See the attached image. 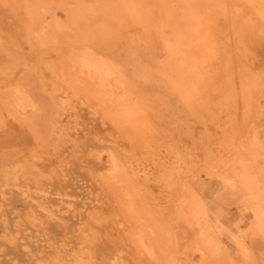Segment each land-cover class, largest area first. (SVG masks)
<instances>
[{"label":"rangeland","instance_id":"obj_1","mask_svg":"<svg viewBox=\"0 0 264 264\" xmlns=\"http://www.w3.org/2000/svg\"><path fill=\"white\" fill-rule=\"evenodd\" d=\"M244 1L193 4L191 13L203 18L218 7L220 20L181 33L182 0H0V239L21 242L17 249L0 244V264H36L48 250L43 245L74 246L73 236L94 221L106 232L98 237L107 243L101 257L109 255L99 264H264V50L241 49L238 23L247 17L259 24ZM257 23L264 40V24ZM70 52L113 72L89 86L87 73L70 61L81 55ZM72 69L135 115L125 122L86 90L72 94L64 83ZM179 73L191 84L173 94ZM252 82L254 116L243 109ZM236 152L247 156L242 163ZM74 248L79 252L62 250V264H77Z\"/></svg>","mask_w":264,"mask_h":264},{"label":"bare ground","instance_id":"obj_2","mask_svg":"<svg viewBox=\"0 0 264 264\" xmlns=\"http://www.w3.org/2000/svg\"><path fill=\"white\" fill-rule=\"evenodd\" d=\"M207 1H211V0H182V2H181V6H182V11H183V13L185 14L181 19H185L186 20V24H184V22H182V23H180L181 25H180V28H185V29H183V31L181 32V33H183V32H185V30H186V26H188L189 24V28H195L194 29V31H200V30H202V28H204L205 26H206V23H207V21L206 20H208L210 23L211 22H214L215 20L216 21H219L220 20V16H221V14H220V12L218 11V7H217V9H215V10H213L212 12H210V14L209 15H204L205 16V18H203V15H200L199 13H197V12H194L193 13V10H192V13H191V9H190V7L193 5V4H196V3H198V4H200V3H202V2H207ZM214 1V0H213ZM217 2V1H216ZM222 2V1H221ZM244 3L245 4H247V12L248 13H252V12H255L256 14H257V20H258V22H259V24L257 23V22H255V24L257 23L259 26L263 23L264 24V0H245L244 1ZM205 3H203V5H204ZM209 5H208V7L210 6V3H208ZM214 4V3H213ZM212 4V5H213ZM216 4H214V6H215ZM245 6V5H244ZM222 7V6H221ZM193 8H194V6H193ZM239 8V7H238ZM66 9V8H65ZM195 9H196V7H195ZM204 9H205V7H204ZM68 10V9H67ZM239 10V9H238ZM244 10H245V8H244ZM243 10V11H244ZM221 12L223 11V10H220ZM233 11V10H232ZM219 12V13H218ZM225 13H226V11H225ZM224 15H226V14H224ZM242 15V14H241ZM249 16L250 15H248V18H249ZM223 17V16H222ZM236 17V16H235ZM244 17V16H243ZM251 17V16H250ZM73 18V17H72ZM227 18V17H226ZM229 18V17H228ZM228 18H227V20H228ZM74 19H75V17H74ZM74 19H72L73 21H74ZM219 19V20H218ZM231 19V18H230ZM229 19V20H230ZM72 20H70V21H72ZM76 20V19H75ZM228 20V21H229ZM205 21V22H204ZM224 21H226V19L224 20ZM241 21V20H240ZM255 21V20H254ZM189 22V23H188ZM227 22V21H226ZM232 23H233V20L231 21ZM243 22V23H242ZM242 22L240 23H238L239 25H241L242 24V29H239L237 26V30H240L239 31V33L238 32H235V33H237L236 35H238V34H240V35H242L241 37H243V40H244V42H246V43H244V46H242L241 47V49H242V51H245V53L246 52H250V54L251 53H254V54H258V53H260L259 52V50H264V40H263V37H261L260 36V34L258 35L257 33L259 32V30H258V32L256 31H254L255 29L253 28V25H255V24H251L250 22H252L250 19L248 20L247 19V17H246V19L243 21V19H242ZM72 23V22H71ZM74 23H76V22H74ZM215 23V22H214ZM221 23V22H220ZM219 23V24H220ZM235 23V22H234ZM233 23V24H234ZM252 23H254V22H252ZM222 24V23H221ZM224 24H227V23H223L222 25H223V28L224 27H226V26H228L229 24H227L226 26H224ZM69 25V24H68ZM73 25V24H72ZM209 25H211V24H209ZM208 25V29H209V26ZM37 26V25H36ZM204 26V27H203ZM217 26V25H216ZM219 26V25H218ZM217 26V27H218ZM230 26V25H229ZM244 26L246 27V28H248L249 29V31H251V34L250 33H248V31L247 30H245L246 28H244ZM74 27V26H73ZM231 27V26H230ZM229 27V28H230ZM234 27V26H233ZM240 27V26H239ZM261 27H262V25H261ZM264 27V26H263ZM220 28V27H219ZM244 28V29H243ZM58 29V28H57ZM226 30H228L227 28H225ZM258 29H259V27H258ZM262 28H260V30H261ZM212 30V29H211ZM210 30V31H211ZM220 30H221V28H220ZM219 30V31H220ZM223 30V29H222ZM237 30H235V31H237ZM263 31H264V29H262ZM261 30V31H262ZM68 31V30H67ZM157 31H159V30H157ZM216 31V30H215ZM263 31H262V33H263ZM36 32V30L35 29H33L32 30V38H35L36 39V37H35V35L37 34V33H35ZM48 32V31H47ZM46 32V33H47ZM59 32V31H58ZM166 32V31H165ZM226 32H228V31H226ZM230 33V32H229ZM244 33H246V34H244ZM38 34H42V33H38ZM104 34V33H103ZM169 33H167V35H168ZM53 35V34H52ZM225 35V34H224ZM223 35V36H224ZM226 35H227V33H226ZM235 35V34H234ZM235 35V36H236ZM239 35V36H240ZM249 35H251L248 39H246L245 38V36H249ZM263 35V34H262ZM43 36V35H42ZM49 36H51V35H49ZM49 36H46V38L45 39H43V40H48L47 39V37H49ZM182 35H179V38L181 37ZM7 37V36H6ZM38 37V36H37ZM229 36L227 35V38H228ZM237 37V36H236ZM235 37V38H236ZM241 37H239V39H241ZM39 38H41V37H39ZM39 38H37V39H39ZM43 38V37H42ZM41 38V39H42ZM49 38H51V37H49ZM53 38V37H52ZM158 38H160V39H164L165 41L167 40V39H165V37H164V35H162V32H158ZM168 38V37H167ZM171 38H173V36L171 37ZM212 38V37H211ZM225 38V37H224ZM238 38V37H237ZM245 38V39H244ZM169 39H170V37H169ZM174 39V38H173ZM172 39V40H173ZM175 39H176V35H175ZM213 39V38H212ZM52 40H54V39H52ZM52 40H48V41H52ZM172 40H170V42H172ZM227 40V39H226ZM238 40V39H237ZM242 40V41H243ZM39 41V40H38ZM41 41V40H40ZM56 40H54L53 42H55ZM168 41V40H167ZM175 41V40H174ZM176 41H177V39H176ZM232 41H233V39H232ZM234 41H236V40H234ZM239 41V40H238ZM44 42V41H43ZM185 42V41H184ZM222 42V41H221ZM223 42H224V40H223ZM226 42H228V41H226ZM230 42H231V40H230ZM237 42V41H236ZM240 42V41H239ZM36 43H37V41H36ZM40 43V42H39ZM42 43V42H41ZM181 43V42H180ZM225 43V42H224ZM241 43H243V42H241ZM169 44V43H168ZM171 44V43H170ZM150 45V44H149ZM203 45V44H202ZM232 45V44H231ZM236 45V44H235ZM235 45H233V46H231L232 48L234 47L235 48ZM160 46H161V44H160ZM168 46V45H167ZM170 46V45H169ZM168 46V47H169ZM173 46V45H172ZM199 47H201V46H199ZM198 47V48H199ZM219 47V46H218ZM217 47V48H218ZM228 47H230V46H228ZM160 48V47H159ZM206 48V47H205ZM238 48V47H237ZM236 48V49H237ZM240 48V47H239ZM167 49V48H166ZM216 49V48H215ZM219 49V48H218ZM253 49H255L256 51H252ZM62 50H64L63 48H62ZM178 50V49H177ZM182 50H184V49H182ZM224 50V49H223ZM229 50V49H228ZM234 50V49H233ZM222 51V50H221ZM236 51V50H235ZM239 51V50H238ZM2 52V51H1ZM4 52V51H3ZM220 52V51H219ZM228 52V51H227ZM227 52H225V53H227ZM229 52H231V51H229ZM258 52V53H257ZM183 53H184V51H183ZM235 53H237V52H235ZM240 52H238V54H239ZM244 53V54H245ZM249 54V55H250ZM254 54H252V55H254ZM69 55H71V56H77V55H74V53L72 54V52H70V54ZM68 55V56H69ZM81 55V57H79V58H72L71 56H70V58H72L70 61H72V60H74V61H72L73 62V64H72V66H74V68H76L78 71L79 70H81L82 72H77L78 74H82V73H87L86 75H88L89 77H87V78H85V80H87L88 78V80H87V82L89 83V86L90 85H93V83H98V82H95V81H97V79L99 78V79H102L103 81L104 80H106L105 79V76H108V75H110V74H112V70H111V68L106 64V63H104V62H98V63H95V62H93V61H91V59L90 60H88V56L86 55V54H84V53H78V56H80ZM234 55V54H233ZM233 55H232V57H233ZM246 55V54H245ZM245 55H243L242 56V54H241V56L242 57H246ZM258 55H260V54H258ZM77 56V57H78ZM191 56H193V55H191ZM227 56V55H226ZM262 56V55H261ZM231 57V56H230ZM236 57V56H235ZM235 57H233V59L235 58ZM238 57H240V55L238 56ZM254 57V56H253ZM252 57V58H253ZM256 57V56H255ZM213 58V57H212ZM221 58V57H220ZM219 58V59H220ZM257 58V57H256ZM259 58V57H258ZM226 59V58H225ZM231 60V63H232V61H233V64L234 63H236V62H238L237 60H236V62H234V60ZM92 60H94L93 58H92ZM194 60H195V57H194ZM246 60H248V59H246ZM67 61V60H66ZM69 61V60H68ZM70 61H69V63H70ZM89 61V62H88ZM240 61V60H239ZM251 61V60H250ZM256 61V60H255ZM263 61V60H262ZM221 62H222V60H221ZM229 62V61H228ZM243 62V61H242ZM246 62V61H245ZM253 62V61H252ZM260 62V61H259ZM94 63V64H93ZM241 63V62H240ZM247 63V62H246ZM217 64V63H216ZM221 64V63H220ZM219 64V65H220ZM228 64V63H227ZM250 64V63H249ZM259 64V63H258ZM65 65H67V63L65 64ZM160 65V64H159ZM222 65V64H221ZM229 65V64H228ZM241 65V64H240ZM68 67L66 68V70H65V73H67L68 71H70V69H69V67L71 68V65L69 66V65H67ZM161 66V65H160ZM230 66H231V64H230ZM243 66V65H242ZM244 66H245V64H244ZM191 67V66H190ZM251 67V66H250ZM249 67V68H250ZM73 68V69H74ZM110 68V69H109ZM160 68V67H159ZM221 68V67H220ZM239 68V67H238ZM244 68V67H243ZM245 68H246V66H245ZM73 69H72V73H73V76H71V74H69V77H68V83H66V82H64V81H60V82H64L65 84H66V88L68 89V90H70L71 91V93L72 94H77L78 92H79V90L80 89H84V90H86L88 93H90V94H92V95H94L100 102H101V104L105 107V108H110V109H112L114 112H113V114L114 115H116V116H118V117H122L124 120H125V122H126V120L127 119H129V118H131L132 116H134L135 114H133L132 112H128V111H125L124 110V108H122L121 106H122V104H120V102L119 101H117L116 99H113L112 97L111 98H109L108 96H106V95H104L103 94V92L102 91H100V92H102V94L100 93V92H98V90L96 91V89L95 90H93L91 87H89V86H87L84 82L82 83L81 82V78H78V75H76V73H74L76 70H74L73 71ZM161 69H162V67H161ZM165 69V68H164ZM191 69V68H190ZM227 69V68H226ZM251 69V68H250ZM257 69V68H256ZM158 70V69H157ZM169 70V69H168ZM239 70V69H238ZM241 70V69H240ZM252 70V69H251ZM159 71V70H158ZM157 71V72H158ZM229 71V70H228ZM253 71V70H252ZM251 71V72H252ZM154 72V71H153ZM163 72H164V70H163ZM189 72V71H188ZM231 72V71H230ZM250 72V71H249ZM166 73H167V71H166ZM171 73V72H170ZM190 74L191 73H193V71L192 72H189ZM253 73V72H252ZM106 74H108V75H106ZM169 74V73H168ZM246 74V73H245ZM185 75V76H184ZM187 74H185V73H179V74H177L176 75V79H180L179 81H175L174 82V85L172 86V87H170V90H171V88H172V90H171V92L174 94V93H176V91H178L179 93H182L183 92V89H185L186 88V86H188V84L190 85L191 84V81H190V79L189 78H187V77H189V76H186ZM235 75V74H234ZM247 75V74H246ZM249 75H251V74H249ZM253 75H255V74H253ZM261 75V74H260ZM263 75H264V73H263ZM194 76V75H193ZM242 77H243V75H241ZM80 77V76H79ZM192 77V75L190 76V78ZM249 77V76H248ZM64 78V77H63ZM116 79L118 78V76L117 77H115ZM182 78V79H181ZM183 78H187L186 79V81L184 80L183 81ZM244 78V77H243ZM245 78H247V76L245 77ZM251 78H253V77H251ZM258 77L256 76V82H257V84H261V83H259L258 81L259 80H261V79H257ZM174 79V78H173ZM91 80H92V82L93 83H91ZM171 80V79H170ZM188 80V81H187ZM212 80V79H211ZM262 80L264 81V79H263V77H262ZM72 81V83H70ZM116 81H118V80H116ZM190 81V82H189ZM223 81V80H222ZM252 81H254V79L252 80ZM108 82V81H107ZM171 82V81H170ZM213 82V81H212ZM64 83L62 84V88L64 87L63 85H64ZM109 83V82H108ZM218 83V82H217ZM263 84H264V82H262ZM104 84V83H103ZM113 84V83H112ZM211 84V83H210ZM121 85V84H120ZM222 85V84H221ZM252 85V86H251ZM251 85H249V87H250V92L248 91V99H245L244 100V105H245V108H243V109H245V111L244 112H246L247 114L246 115H249L248 113H257V111H258V107L256 106V99H255V97L257 96H255V88L257 87V86H255V82H252L251 83ZM254 85V86H253ZM60 86H61V84H60ZM95 86V85H94ZM212 86H214V85H212ZM262 86V85H261ZM113 87V86H112ZM123 87V86H122ZM228 87V86H227ZM251 87H252V89H251ZM263 87H264V85H263ZM99 88V87H98ZM124 88V87H123ZM122 88V89H123ZM179 88V89H178ZM215 88V87H214ZM259 88V87H258ZM64 89H65V87H64ZM212 89V88H211ZM257 89V88H256ZM104 90V89H103ZM106 90V89H105ZM216 90V89H215ZM263 90H264V88H263ZM219 91V90H218ZM258 91V90H257ZM256 91V92H257ZM214 92V91H213ZM262 92V91H261ZM120 93V92H119ZM123 93V92H122ZM216 93V92H215ZM262 94H264L263 92H262ZM211 95V94H210ZM261 96V95H260ZM264 97V96H263ZM89 99V98H88ZM264 99V98H263ZM17 105H18V107H24V103H23V101L21 100H19V103H17ZM21 108V109H22ZM260 109V108H259ZM241 114V113H240ZM239 114V115H240ZM252 116V115H251ZM253 116H254V114H253ZM122 118H120V119H117L116 120V123H118V122H120L121 121V119ZM243 118H245V117H243ZM244 122V121H243ZM3 123V122H2ZM24 123V122H23ZM251 123V122H250ZM248 124V123H247ZM144 125V124H143ZM243 125V124H242ZM34 126V125H33ZM117 127H119L118 125H116ZM139 127H141V125L139 124V125H134L133 127H132V129H127L126 131H133V129H135L136 130V128L138 129ZM243 127V126H242ZM246 128V127H245ZM234 129V128H233ZM35 130V129H34ZM86 130V129H85ZM109 131V130H108ZM16 132V131H15ZM133 132H135V131H133ZM132 132V133H133ZM5 134V133H4ZM9 135V134H8ZM69 135V134H68ZM133 135V134H132ZM12 137V136H11ZM132 137H134V136H132ZM238 137V136H237ZM131 138V137H130ZM129 138V139H130ZM32 139H33V137H32ZM140 139V138H139ZM130 141V140H129ZM9 142H10V140H9ZM34 143V142H33ZM139 143H140V141H139ZM132 144V143H131ZM14 145V144H13ZM138 145V144H137ZM136 145V146H137ZM4 146V145H3ZM10 146V145H9ZM227 146V145H226ZM240 146V145H239ZM4 147H6V146H4ZM133 147V146H132ZM138 147V146H137ZM143 147V146H142ZM244 147V146H243ZM253 147V146H252ZM255 148V147H254ZM9 149V148H8ZM210 149V148H209ZM235 149H237L236 147H235ZM26 150V149H25ZM200 150V149H199ZM204 150V149H203ZM230 150V149H229ZM239 150V149H238ZM242 150V149H241ZM19 151V150H18ZM51 151V150H50ZM79 151V150H78ZM134 151V150H133ZM141 151V150H140ZM209 151V150H208ZM221 151V150H220ZM255 151V150H254ZM14 152V151H13ZM219 152V151H218ZM228 152V151H227ZM238 152V151H237ZM236 152V153H237ZM257 152V151H256ZM255 152V153H256ZM78 153V152H77ZM231 153H233L232 151H231ZM241 153V152H240ZM239 153V154H240ZM245 153V152H244ZM251 153V152H250ZM87 154V153H86ZM210 154V153H209ZM238 153H237V155H239ZM257 155H261L259 152L258 153H256ZM48 155V154H47ZM226 155H228V153L227 154H225V155H223V157H225ZM231 155V154H230ZM241 155V154H240ZM239 155V156H240ZM251 156H253L252 155V153L250 154ZM248 157L249 159H250V162H251V158L252 157ZM19 157V156H18ZM207 157V156H206ZM238 157V156H237ZM237 157H235V159L237 158ZM247 157V156H246ZM246 157L244 156H240V160H238V161H240L241 163H242V161L244 160V159H246ZM77 158V157H76ZM214 158V157H213ZM226 158V157H225ZM255 158V157H254ZM44 159H45V155H44ZM204 159V158H203ZM227 159V158H226ZM264 159V158H263ZM211 160H212V158H211ZM255 160V159H254ZM79 161V160H78ZM210 160H208L207 162H209ZM213 161V160H212ZM220 161H222V159L220 158V160L218 161V162H220ZM236 161H237V159H236ZM248 161V160H247ZM257 161V160H256ZM45 162V161H44ZM88 162V161H87ZM218 162H214V163H218ZM223 162V161H222ZM221 162V164H223ZM227 162V161H226ZM233 162V161H232ZM239 162V163H240ZM20 163V162H19ZM27 163V162H26ZM49 163V162H48ZM213 163V164H214ZM254 163V162H253ZM253 163H250V166H251V164L253 165ZM216 164H214L212 167H214V168H217V169H220L222 166H216ZM231 164V163H230ZM235 164H236V162H235ZM244 164H245V162H244ZM244 164H242L241 165V168H242V166L244 165ZM256 164V163H255ZM3 165V164H2ZM173 165V164H172ZM233 165H234V163H233ZM240 165V164H239ZM21 166V165H20ZM81 166V165H80ZM235 166V165H234ZM233 166V167H234ZM249 166V165H248ZM168 167V166H167ZM172 167V166H171ZM245 168L247 167V166H244ZM252 167V166H251ZM12 168V167H11ZM176 168V167H175ZM214 168H212L213 170H214ZM239 168V167H238ZM166 169V168H165ZM235 169V168H234ZM243 169V168H242ZM253 169V168H252ZM259 169V168H258ZM75 170V169H74ZM95 170V169H94ZM170 170V169H169ZM173 170V169H172ZM237 170V169H236ZM6 171V170H5ZM38 171V170H37ZM114 171H115V169H114ZM240 171V170H239ZM242 171V170H241ZM240 171V172H241ZM244 171V170H243ZM243 171H242V174H244L243 173ZM18 172V171H17ZM20 172H21V170H20ZM61 172V171H60ZM29 173V172H28ZM34 173V172H33ZM54 173V172H53ZM239 173V172H238ZM252 173V172H251ZM50 174V173H49ZM56 174V173H55ZM96 174V173H95ZM242 174H240V175H242ZM249 174V173H248ZM31 175V174H30ZM39 175V174H38ZM172 175V174H171ZM61 176V175H60ZM165 176V175H164ZM96 177V176H95ZM161 177V176H160ZM176 177V176H175ZM246 177V176H245ZM254 177V176H253ZM27 178V177H26ZM57 178V177H56ZM171 178V177H170ZM244 178V177H243ZM255 178V177H254ZM259 178V177H258ZM45 179H46V177H45ZM44 179V180H45ZM53 179V178H52ZM86 179V178H85ZM99 179L101 180V178H100V176H99ZM168 179V178H167ZM240 179V178H239ZM59 180V179H58ZM240 180H242V179H240ZM263 180V179H262ZM69 181V180H68ZM76 181V180H75ZM247 181V180H246ZM255 181V180H254ZM261 181V180H260ZM42 182V181H41ZM57 182V181H56ZM60 182V181H59ZM58 182V183H59ZM85 182V181H84ZM102 182V181H101ZM255 182H257V181H255ZM254 182V183H255ZM35 183V182H34ZM43 183H44V181H43ZM43 183H42V185H43ZM263 183V182H262ZM95 184V183H94ZM93 184V185H94ZM99 184H100V181H99ZM169 184V183H168ZM242 184H244V183H242ZM251 184H253V182L251 183ZM250 184V185H251ZM33 185V184H32ZM68 185V184H67ZM254 185V184H253ZM252 185V186H253ZM256 185V184H255ZM254 185V186H255ZM263 185V184H262ZM9 186V185H8ZM12 186V185H11ZM113 186V185H112ZM167 186H169V185H167ZM257 186V185H256ZM40 187H42V186H40ZM59 187H60V185H59ZM43 188V187H42ZM62 188V187H61ZM92 188V187H91ZM110 188H112L111 187V185H110ZM51 189V188H50ZM257 189H258V187H257ZM39 190H41V189H39ZM64 191V190H63ZM69 191V190H68ZM116 191V190H115ZM56 192V191H55ZM83 192V191H82ZM112 193V192H111ZM113 193H114V191H113ZM120 193V192H119ZM150 193V192H149ZM49 194V193H48ZM65 194V193H64ZM32 195V194H31ZM46 195V194H45ZM111 195V194H110ZM120 195V194H119ZM260 195V194H259ZM123 196V195H122ZM18 197V196H17ZM117 197V196H116ZM120 197V196H119ZM138 198V197H137ZM15 199V198H14ZM17 199V198H16ZM47 199V198H46ZM115 199V198H114ZM140 199V198H139ZM38 200V199H37ZM48 200V199H47ZM36 201V200H35ZM44 201V200H43ZM117 201H119V200H117ZM141 201V200H140ZM7 202V201H6ZM5 202V203H6ZM43 203V202H42ZM107 203V202H106ZM141 203V202H140ZM25 204V203H24ZM49 204V203H48ZM78 204V203H77ZM114 204H115V202H114ZM118 205V204H117ZM123 205V204H122ZM146 205V204H145ZM116 206V205H115ZM138 206L139 207H141L142 205H139V203H138ZM96 207V206H95ZM100 207V206H99ZM104 207V206H103ZM49 208V207H48ZM93 208V207H92ZM112 208V207H111ZM146 208H148V207H146ZM146 208H144V209H146ZM96 209V208H95ZM114 209V208H113ZM116 209V208H115ZM139 209H143V208H139ZM78 210V209H77ZM85 210V209H84ZM23 211V210H22ZM29 211V210H28ZM92 211V210H91ZM99 211V210H98ZM113 211H115V210H113ZM103 212V211H102ZM118 212H121V211H118ZM129 212V213H128ZM25 213V212H24ZM53 213V212H52ZM60 213V212H59ZM87 213V212H86ZM96 213V212H95ZM109 213V212H108ZM112 213V212H111ZM114 213V212H113ZM117 213V212H116ZM125 215H126V213H128L129 214V217L130 216H133V217H131L132 219L134 218V214H132L133 213V210L132 209H126V213L125 212H123ZM10 214H11V212H10ZM97 214V213H96ZM117 214H119V213H117ZM41 215V214H40ZM44 215V214H43ZM54 215H56V214H54ZM85 215V214H84ZM101 215V214H100ZM116 215V214H115ZM11 216V215H10ZM28 216V215H27ZM32 216V215H31ZM118 216V215H117ZM120 216V215H119ZM1 217V216H0ZM35 217V216H34ZM37 217V216H36ZM52 217V216H51ZM94 217V216H93ZM96 217V216H95ZM98 217V216H97ZM96 217V218H97ZM108 217V216H107ZM167 217V216H166ZM4 218V217H3ZM95 218V219H96ZM104 218V217H103ZM111 218V217H110ZM120 218H121V216H120ZM127 218V219H126ZM126 220L125 221H129V219L130 218H128V216H126ZM64 219V218H63ZM81 219V218H80ZM91 218H89V220H90ZM115 219V218H114ZM114 219H112V220H114ZM132 219H130V220H132ZM9 220V219H8ZM53 220V219H52ZM59 220V219H58ZM62 220V219H61ZM83 220V219H82ZM92 221H94L93 219H91ZM98 220V219H97ZM106 220V219H105ZM119 220V219H118ZM136 220H138V219H136ZM136 220H135V222L133 223V224H136ZM43 221V220H42ZM88 220H86V222H87ZM91 221V222H92ZM120 221H121V219H120ZM124 221V220H123ZM127 221V222H128ZM62 222V221H61ZM95 223H96V221H94ZM155 222V221H154ZM57 223H58V221H57ZM94 223V224H95ZM107 223V222H106ZM115 223V222H114ZM130 223H132V222H130ZM84 224H85V222H84ZM90 223H88V226H86V225H84V226H82L79 230H78V234H77V236H73V238L76 240V242L74 243L72 240H74V239H71V240H68V241H72L73 243H74V246H70V245H67L68 244V242H67V244H62V246H61V244H59V246L56 244V243H53V244H51V245H49V246H46V245H43L42 247L43 248H45V249H47L48 248V250L44 253V254H41V255H39L37 258H35V261H36V264H62V262H61V252H62V250L64 249V250H66L68 253H69V250L72 248V247H76V246H78L80 249H79V252L74 248V251H77L78 253H76V255H75V252H74V260H76V262H77V264H80V263H82V264H99V261H100V263H101V261L102 262H104V260H105V258H103L105 255H106V253H105V255L103 256V257H101L102 255H101V252L103 253V248H105V245H107V243H105V239H104V237H103V239H104V242H103V240H102V243L101 244H99L100 242H101V240L99 241L98 240V237L101 239V236H102V234L103 235H105L104 233H106V232H102V228L100 227V226H96V224H95V226H94V224L93 225H89ZM138 224V223H137ZM37 225V224H36ZM82 225V224H81ZM104 225V224H103ZM126 225V224H125ZM140 225H141V223H140ZM57 226V225H56ZM59 226V225H58ZM68 226V225H67ZM76 226V225H75ZM78 226V225H77ZM102 226V225H101ZM110 226H111V223H110ZM114 227V226H113ZM54 228V227H53ZM69 228V227H68ZM125 228V227H124ZM137 228V227H136ZM36 229V228H35ZM40 229H42V228H39V230ZM44 229V228H43ZM108 229V228H107ZM138 229V228H137ZM143 229V228H142ZM44 230H46V228L44 229ZM57 230H59V229H57ZM63 230V229H62ZM104 230H105V228H104ZM121 230H122V228H121ZM12 231H14V230H12ZM28 231V230H27ZM51 231V230H50ZM49 231V232H50ZM75 231H77V230H75ZM30 232V231H29ZM32 232V231H31ZM54 232V231H53ZM55 233V232H54ZM100 233H102L101 234V236L99 235ZM41 234H42V232H41ZM139 234V233H138ZM53 235V234H52ZM60 235H62V234H60ZM71 235V234H70ZM74 235V234H73ZM76 235V234H75ZM107 235V237H108V234H106ZM133 236V235H132ZM20 237V236H19ZM48 237V236H47ZM53 237V236H52ZM65 237V236H64ZM106 237V236H105ZM106 237V238H107ZM113 237V236H112ZM24 238V237H23ZM31 238H32V236H31ZM51 238V237H50ZM71 238V237H70ZM35 239V238H34ZM39 239V238H38ZM47 239V238H46ZM52 239V238H51ZM61 239V238H60ZM69 239V238H68ZM130 239V238H129ZM133 239V238H132ZM23 240V239H22ZM64 240V239H63ZM62 240V241H63ZM67 240V239H66ZM108 240V239H107ZM135 241H136V239H134ZM47 241H49L48 239H47ZM51 241V240H50ZM53 241V240H52ZM56 241V240H55ZM40 242H42V241H40ZM133 242V241H132ZM23 243V242H22ZM25 243V242H24ZM42 243H44V242H42ZM49 243V242H48ZM66 243V242H65ZM111 243V242H110ZM109 243V244H110ZM113 243V242H112ZM0 244L1 245H3L4 247H6V248H14V249H17L18 248V246L19 245H21V242H19V240H18V238H14V236H13V238H10L9 237V239L8 238H1L0 239ZM26 244V243H25ZM24 244V245H25ZM30 244H32V243H30ZM71 244V243H70ZM0 245V246H1ZM56 245V246H55ZM25 248V247H24ZM28 248V247H27ZM107 248V247H106ZM105 248V249H106ZM102 249V250H101ZM109 249H110V247H109ZM42 250V249H41ZM40 250V251H41ZM108 250V249H107ZM27 251H29V249L27 250ZM31 251V250H30ZM64 252V253H67V252ZM71 251H73V250H71ZM109 251V250H108ZM108 251H106V252H108ZM100 252V253H99ZM41 253H43V252H41ZM63 253V254H64ZM70 253H72V252H70ZM109 253V252H108ZM32 254H33V252H32ZM71 255V254H70ZM115 255V254H114ZM5 256V255H4ZM3 256V257H4ZM32 256V255H31ZM65 256H66V254H65ZM69 256V255H68ZM107 256V255H106ZM105 256V257H106ZM73 257V256H72ZM108 257H109V255H108ZM108 257H107V260H108ZM13 258V257H12ZM77 258V259H76ZM62 259H63V257H62ZM117 259V258H116ZM65 260V259H64ZM107 260H105V261H107ZM28 261V260H27ZM73 260H71V262H72ZM65 262V261H64ZM67 262V261H66ZM111 262V261H110ZM21 263V262H20ZM24 263H26V262H24ZM23 263V264H24ZM75 263V262H74ZM221 262H217L216 264H220ZM18 264V263H17ZM72 264V263H71ZM102 264H104V263H102ZM105 264H106V262H105ZM221 264H223V263H221ZM238 264V263H237Z\"/></svg>","mask_w":264,"mask_h":264}]
</instances>
